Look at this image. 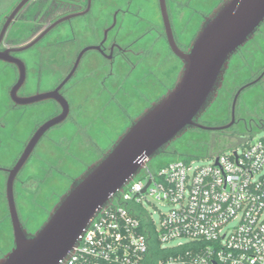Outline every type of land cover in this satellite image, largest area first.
Here are the masks:
<instances>
[{
	"label": "flooded vegetation",
	"instance_id": "1",
	"mask_svg": "<svg viewBox=\"0 0 264 264\" xmlns=\"http://www.w3.org/2000/svg\"><path fill=\"white\" fill-rule=\"evenodd\" d=\"M221 1L163 0L162 9L160 0H0V223L7 216L11 230L6 241L0 238L6 247L2 252L0 246L1 254L13 246L8 188L17 213L39 208L48 215L74 179L64 167L71 160L84 163L81 157L97 160L136 116L173 87L181 62L171 44L187 50ZM251 41L230 58L217 97L198 120L206 126L228 124L236 93L257 80L238 95L232 127L216 133L246 123L236 114L238 101L264 82L262 50L248 66L246 57L235 60ZM243 72L248 74L233 96L220 100L226 78L238 79ZM56 98L66 103V111ZM62 114L23 159L38 130ZM257 122L262 121L249 125ZM116 127L122 128L112 137L109 131ZM103 143L107 149L102 151ZM171 145L164 154L177 153Z\"/></svg>",
	"mask_w": 264,
	"mask_h": 264
},
{
	"label": "built area",
	"instance_id": "2",
	"mask_svg": "<svg viewBox=\"0 0 264 264\" xmlns=\"http://www.w3.org/2000/svg\"><path fill=\"white\" fill-rule=\"evenodd\" d=\"M211 158L145 166L63 264H264V134L250 130ZM146 196L170 206L157 222ZM151 231L159 254L150 252Z\"/></svg>",
	"mask_w": 264,
	"mask_h": 264
},
{
	"label": "water",
	"instance_id": "3",
	"mask_svg": "<svg viewBox=\"0 0 264 264\" xmlns=\"http://www.w3.org/2000/svg\"><path fill=\"white\" fill-rule=\"evenodd\" d=\"M160 3L163 9V0ZM263 22L264 0H222L204 18L187 50L171 44L181 62L173 87L136 116L112 146L72 180L33 233L21 223L8 188L13 246L0 258V264H63L90 221L106 210L117 193L149 161L164 154L172 142L191 130L220 132L231 128L238 95L257 80L236 93L228 124L206 126L198 120L217 97L230 58L253 39ZM56 99L66 111V103ZM63 117L64 114L38 130L23 159L41 132Z\"/></svg>",
	"mask_w": 264,
	"mask_h": 264
},
{
	"label": "rangeland",
	"instance_id": "4",
	"mask_svg": "<svg viewBox=\"0 0 264 264\" xmlns=\"http://www.w3.org/2000/svg\"><path fill=\"white\" fill-rule=\"evenodd\" d=\"M215 1L216 0H213V4L216 3ZM262 39L264 40V25L261 27V32L255 37L253 41H251L238 53V55L235 57V60H238V58L241 56L246 57V59H244V64L248 66L251 64V61H253L252 58L254 55L259 57L260 52H258V49H260L262 50V53H260L261 56L259 57V64L264 63V42L262 47L260 45ZM247 74L248 72H243L240 75V78L235 80L227 77L224 84V89L220 94V100H222L227 94L228 99L231 98L235 92V89ZM251 94L255 95V98H253L251 102H248L246 107L242 106L243 100L247 102L248 98L250 99ZM229 109L230 103L228 104V112ZM236 114L239 117L245 119L243 121L246 123H240L241 125L224 133L200 130L188 131L181 138L172 142L170 150L175 149L177 151L176 154H162L157 156L149 162V167L153 171H156L166 163L175 160H194L195 164H206L211 161L212 156L218 155L222 152H227L229 148L236 146L244 133L251 130L257 135L264 134V131L257 130V128L264 122V82H262L261 85L247 90V92L242 95L237 104ZM258 119H260L262 122L249 125L251 120L255 122V120ZM121 128L122 127H116L115 130L111 132L109 131V134L112 135V137H115L120 132ZM100 149L102 151L107 149L105 143L101 145ZM80 159L83 160L84 163L79 160L75 162L71 160L69 168L67 169L66 166L64 167L65 171L68 170L70 177H77V175H79L87 167V165L91 164L92 161L86 157H81ZM51 199L55 201L56 197L51 196ZM143 206L148 211V213L152 215L154 221L156 222L158 221L160 214L165 213L170 207L168 204L159 201L152 196H146V199L143 200ZM18 215L21 223L25 226V229L29 233H33L35 230H37L47 218V212L42 211L39 208L22 209L18 212ZM0 224V238H4L6 241V239L10 237L11 231L7 216L1 220ZM0 246L3 249L2 252H5L6 247L4 244H1ZM4 254L0 253V258Z\"/></svg>",
	"mask_w": 264,
	"mask_h": 264
},
{
	"label": "trees",
	"instance_id": "5",
	"mask_svg": "<svg viewBox=\"0 0 264 264\" xmlns=\"http://www.w3.org/2000/svg\"><path fill=\"white\" fill-rule=\"evenodd\" d=\"M149 241H150V252L151 254H159L157 251V242H156V235L153 233V231L150 232L149 234Z\"/></svg>",
	"mask_w": 264,
	"mask_h": 264
}]
</instances>
